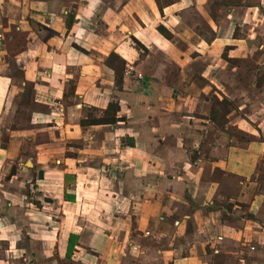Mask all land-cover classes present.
Segmentation results:
<instances>
[{"label": "crops", "instance_id": "0c3cea01", "mask_svg": "<svg viewBox=\"0 0 264 264\" xmlns=\"http://www.w3.org/2000/svg\"><path fill=\"white\" fill-rule=\"evenodd\" d=\"M0 264H264V0H0Z\"/></svg>", "mask_w": 264, "mask_h": 264}, {"label": "trees", "instance_id": "16d2710c", "mask_svg": "<svg viewBox=\"0 0 264 264\" xmlns=\"http://www.w3.org/2000/svg\"><path fill=\"white\" fill-rule=\"evenodd\" d=\"M179 0H156L159 9L161 12H163L165 7H169L171 5H174ZM241 1V0H238ZM158 31L160 34L165 37L168 40L173 39V34L164 26L159 25ZM139 49H143V46L136 42ZM107 66H109L111 69H113L115 73V85L117 91H122L124 86V78L127 71V62L125 59H123L120 55L116 53H112L110 57L107 60ZM28 86V84H27ZM211 99L213 101V112H212V120L219 122L222 121L230 112H231V105L226 102L225 100L220 101L219 98L215 95H211ZM121 105L117 102L110 103L107 110L103 113V116L98 119H94V124H105V125H112L116 124L119 121L123 120V117L121 114Z\"/></svg>", "mask_w": 264, "mask_h": 264}, {"label": "built area", "instance_id": "2783aa9c", "mask_svg": "<svg viewBox=\"0 0 264 264\" xmlns=\"http://www.w3.org/2000/svg\"><path fill=\"white\" fill-rule=\"evenodd\" d=\"M138 77H139L140 79H142V76H141V75H139Z\"/></svg>", "mask_w": 264, "mask_h": 264}]
</instances>
